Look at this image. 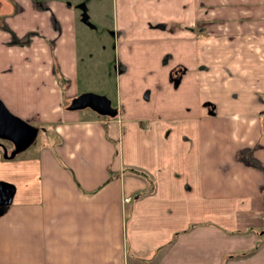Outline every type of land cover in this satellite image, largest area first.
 <instances>
[{"label": "crops", "instance_id": "crops-1", "mask_svg": "<svg viewBox=\"0 0 264 264\" xmlns=\"http://www.w3.org/2000/svg\"><path fill=\"white\" fill-rule=\"evenodd\" d=\"M94 1L0 6V264H264V0Z\"/></svg>", "mask_w": 264, "mask_h": 264}, {"label": "water", "instance_id": "water-1", "mask_svg": "<svg viewBox=\"0 0 264 264\" xmlns=\"http://www.w3.org/2000/svg\"><path fill=\"white\" fill-rule=\"evenodd\" d=\"M69 104L68 108L82 109V107H90L94 112L107 116H113L116 113L109 98L92 91L78 94L71 99ZM38 132L39 127L37 125L16 116L0 99V138L5 141L9 140L14 145L10 150V154L19 153L27 146L32 145ZM3 151L4 155L7 156V149L3 147Z\"/></svg>", "mask_w": 264, "mask_h": 264}, {"label": "rangeland", "instance_id": "rangeland-1", "mask_svg": "<svg viewBox=\"0 0 264 264\" xmlns=\"http://www.w3.org/2000/svg\"><path fill=\"white\" fill-rule=\"evenodd\" d=\"M109 1L110 0H95L94 1V12L96 13V19L97 20H92V21H91V18L89 16L92 14L85 9V5H82V4H81L82 6L78 5V7L80 9V13H81L79 16L81 18L83 17V18L88 19L90 21V23H89L90 29L94 28V31H95L94 38H96L95 42L96 41L100 42V44H103L105 46H108L106 39H107V34L109 33L108 31H109V29H111L109 22H108V20L111 18ZM2 2H6V0H0V6H1ZM7 2H9V0H7ZM103 51L105 53H104V59H103L102 63L105 64L106 66L107 65L110 66L111 63H109L110 60H109V57H107V54L110 51H108L107 49L103 50ZM69 101L62 100L63 107L69 106ZM33 124L37 125L38 127H40L42 125L41 122L33 123ZM42 132H43L42 129H39V132L36 135L37 137L35 139V142H38L39 140H41ZM0 140H2L3 143L5 145H7L9 148H13L14 145H12V143L9 140H6V141L3 139H0Z\"/></svg>", "mask_w": 264, "mask_h": 264}, {"label": "built area", "instance_id": "built-area-1", "mask_svg": "<svg viewBox=\"0 0 264 264\" xmlns=\"http://www.w3.org/2000/svg\"><path fill=\"white\" fill-rule=\"evenodd\" d=\"M131 197L130 196H125L124 198H123V201L125 202L126 200H129Z\"/></svg>", "mask_w": 264, "mask_h": 264}, {"label": "trees", "instance_id": "trees-1", "mask_svg": "<svg viewBox=\"0 0 264 264\" xmlns=\"http://www.w3.org/2000/svg\"><path fill=\"white\" fill-rule=\"evenodd\" d=\"M2 193H5V196H8V193L4 190H1ZM2 202V201H1ZM0 209H1V206H0Z\"/></svg>", "mask_w": 264, "mask_h": 264}]
</instances>
